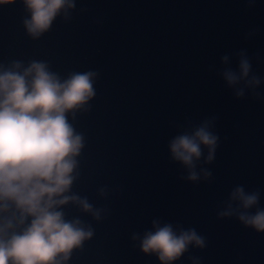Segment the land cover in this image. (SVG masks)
I'll list each match as a JSON object with an SVG mask.
<instances>
[{"label":"water","instance_id":"1","mask_svg":"<svg viewBox=\"0 0 264 264\" xmlns=\"http://www.w3.org/2000/svg\"><path fill=\"white\" fill-rule=\"evenodd\" d=\"M69 12L34 40L22 24L29 15L22 0L0 3V64L43 61L62 80L98 73L86 110L67 114L84 138L79 177L67 194L103 211L97 220L77 205L62 206L66 220L93 229L64 264H161L131 238L153 230L154 219L206 237L205 248H190L174 264H192L189 255L200 264H264V233L217 218L237 185L259 189L264 208V83L260 101L247 93L236 99L218 74L221 56L236 68L233 54L246 49L264 77V0L253 7L247 0H76ZM211 116L220 137L214 162L202 165L211 181L181 180L185 170L167 147L178 134L174 125Z\"/></svg>","mask_w":264,"mask_h":264},{"label":"clouds","instance_id":"2","mask_svg":"<svg viewBox=\"0 0 264 264\" xmlns=\"http://www.w3.org/2000/svg\"><path fill=\"white\" fill-rule=\"evenodd\" d=\"M5 2L12 0H0ZM22 3L29 14L22 24L34 40L48 32L61 14L69 19V10L76 7V0ZM247 4L253 7L255 0H247ZM233 55L236 68L230 66L231 57L225 54L220 58L224 67L219 76L236 99H244L247 93L260 101L258 89L264 77L253 71V57L246 49ZM255 59H260L259 53ZM97 76V72L88 71L62 80L43 61H31L26 68L21 61L0 64V264H64L74 249L92 237L91 226L79 218L66 220L62 206L77 205L97 220L103 211L94 209L87 197L67 194L79 177L76 157L84 147L83 136L75 132L67 114L74 116L77 110L85 109L95 95L93 81ZM217 119L211 116L198 124L188 120L185 125H174L178 134L167 147L170 161L185 170L179 179L193 184L211 181L212 172L202 165L215 160L220 142L214 131ZM99 192L103 196L106 189ZM260 199L259 189L246 191L237 185L222 202L217 218L234 217L245 228L264 233ZM152 228L142 238L138 233L131 238L140 240L142 252L155 254L161 264L180 261L192 247H206V237L193 227L154 219ZM188 259L200 264L201 258L189 255Z\"/></svg>","mask_w":264,"mask_h":264}]
</instances>
